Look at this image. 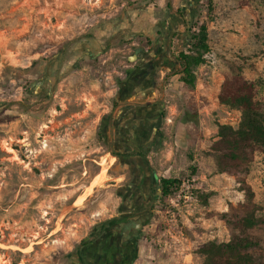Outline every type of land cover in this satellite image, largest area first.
Wrapping results in <instances>:
<instances>
[{"label": "rangeland", "instance_id": "obj_1", "mask_svg": "<svg viewBox=\"0 0 264 264\" xmlns=\"http://www.w3.org/2000/svg\"><path fill=\"white\" fill-rule=\"evenodd\" d=\"M202 24L210 51L187 85L177 58ZM237 72L264 115V0H0V264H203L246 199L214 150L241 121L220 100ZM142 166L151 213L117 253ZM160 178L189 181L192 199L162 200ZM245 182L264 218V153Z\"/></svg>", "mask_w": 264, "mask_h": 264}, {"label": "trees", "instance_id": "obj_2", "mask_svg": "<svg viewBox=\"0 0 264 264\" xmlns=\"http://www.w3.org/2000/svg\"><path fill=\"white\" fill-rule=\"evenodd\" d=\"M189 50L180 52L182 81L194 85V69L204 63L209 53L207 25L202 24L190 35ZM222 103L241 111L237 128L222 125L218 140L214 144L217 153L218 170L236 176L245 189L246 199L237 208L224 215L226 223L235 231L226 243L210 241L201 249L203 264H264V218L257 215L254 195L245 182V175L257 152L264 153V115L255 100V85L237 72L226 79L220 93ZM196 169H192L195 175ZM182 180L160 178L159 194L167 200L177 193Z\"/></svg>", "mask_w": 264, "mask_h": 264}, {"label": "flooded vegetation", "instance_id": "obj_3", "mask_svg": "<svg viewBox=\"0 0 264 264\" xmlns=\"http://www.w3.org/2000/svg\"><path fill=\"white\" fill-rule=\"evenodd\" d=\"M79 58L82 59V56H80ZM55 63L56 62L54 61L53 66H51V69L55 68ZM45 78H47L46 82ZM42 81H44L43 84L47 83L51 85V87L44 89V86L42 84L40 88L41 92H39V95H44L45 93L52 94L54 89L53 87H55V85L57 84V79H50L44 76V78H42ZM127 154H130V151H127ZM128 157L131 159L132 156L129 155ZM136 183V187L140 189L139 195H136L137 193L135 192V190L132 191L134 199L130 201L129 212L125 217V220L116 225L115 231H117V233L115 232L116 234L111 235L113 246L115 248L114 250L117 253L119 251H125L127 248H129L131 245H134L139 240L141 231L145 227L146 222L149 219V215L151 213L150 198L147 194V192L150 191L149 186H147L149 184V178L144 166L138 169ZM114 240L116 241L115 243ZM82 257H80V264H86V261ZM115 258L117 264H120L122 261L120 260V257L116 256Z\"/></svg>", "mask_w": 264, "mask_h": 264}, {"label": "built area", "instance_id": "obj_4", "mask_svg": "<svg viewBox=\"0 0 264 264\" xmlns=\"http://www.w3.org/2000/svg\"><path fill=\"white\" fill-rule=\"evenodd\" d=\"M193 185L188 181L187 183H183L181 186H180V189L178 191V193H176L174 195V197H170V201H175V200H182V199H185V200H191L192 197H193Z\"/></svg>", "mask_w": 264, "mask_h": 264}, {"label": "bare ground", "instance_id": "obj_5", "mask_svg": "<svg viewBox=\"0 0 264 264\" xmlns=\"http://www.w3.org/2000/svg\"><path fill=\"white\" fill-rule=\"evenodd\" d=\"M107 168L104 167L99 175H97L91 182L90 186L88 187L87 194H89L95 187L100 186L105 180V173Z\"/></svg>", "mask_w": 264, "mask_h": 264}]
</instances>
